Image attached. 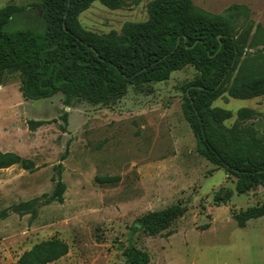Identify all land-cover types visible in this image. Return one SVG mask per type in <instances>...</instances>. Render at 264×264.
<instances>
[{
    "label": "rangeland",
    "instance_id": "obj_1",
    "mask_svg": "<svg viewBox=\"0 0 264 264\" xmlns=\"http://www.w3.org/2000/svg\"><path fill=\"white\" fill-rule=\"evenodd\" d=\"M153 0L112 9L94 1L79 21L97 33L144 22ZM35 0H0L31 11L10 28L41 15ZM215 22L228 20L244 47L242 59L264 69V0H193ZM187 63L167 78L127 85L123 97L101 104L63 103V94L28 99L18 71L0 74V164L13 152L22 162L0 168V264H19L36 244L59 240L68 253L47 264H131L136 247L147 264H264V216L244 227L234 214L264 205V186L241 192L239 180L197 151L183 111L185 87L199 75ZM224 121L264 134V95L216 98ZM256 114L240 120L237 112ZM63 184L64 187L61 186ZM179 205L184 212L149 234L145 214Z\"/></svg>",
    "mask_w": 264,
    "mask_h": 264
},
{
    "label": "trees",
    "instance_id": "obj_2",
    "mask_svg": "<svg viewBox=\"0 0 264 264\" xmlns=\"http://www.w3.org/2000/svg\"><path fill=\"white\" fill-rule=\"evenodd\" d=\"M35 1L41 15L15 29L11 23L31 10L18 4L0 8V74L18 71L24 97L36 100L62 93L66 106L78 100L107 103L123 97L130 83L162 80L170 70L193 63L200 73L185 87L183 111L196 136L197 151L246 181L239 185L241 192L264 186V134L254 124L227 127L224 121L232 112L211 106L224 93L239 99L264 95V69L253 59H242L244 47L228 20L213 21L193 0H153L146 21L128 22L121 32L97 33L79 21V14L97 0ZM98 1L112 9L139 2ZM255 115L251 108L237 112L240 120ZM5 156L8 160L0 168L23 161L13 152ZM183 212L179 205H172L138 221L154 235ZM261 216L264 205L234 214L240 227ZM67 253L65 242L45 241L19 264H47ZM124 255L131 264L150 261L149 254L136 247L126 248Z\"/></svg>",
    "mask_w": 264,
    "mask_h": 264
}]
</instances>
